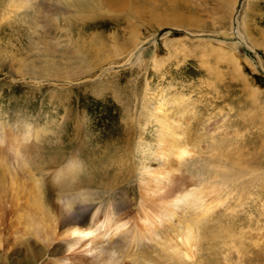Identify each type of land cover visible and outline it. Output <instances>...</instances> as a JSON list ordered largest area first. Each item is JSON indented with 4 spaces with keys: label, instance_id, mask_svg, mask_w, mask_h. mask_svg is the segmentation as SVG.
Returning a JSON list of instances; mask_svg holds the SVG:
<instances>
[{
    "label": "rangeland",
    "instance_id": "obj_1",
    "mask_svg": "<svg viewBox=\"0 0 264 264\" xmlns=\"http://www.w3.org/2000/svg\"><path fill=\"white\" fill-rule=\"evenodd\" d=\"M12 1L0 0V264H95L101 246L120 250L115 264L151 256L141 249L146 240L128 234L140 229V198L155 197L143 191L140 167L164 161L156 155L162 113L179 121L192 156L201 148L210 161L249 172L232 199L240 207L224 223L252 235L245 264H264V0ZM136 38L139 58L113 56ZM83 39L98 53L81 49ZM169 166L177 192L191 181ZM32 179L52 213L65 199L86 222L114 209L121 232L83 253L68 251L56 233L37 234L44 214L32 205ZM257 219L260 230L247 233Z\"/></svg>",
    "mask_w": 264,
    "mask_h": 264
},
{
    "label": "bare ground",
    "instance_id": "obj_2",
    "mask_svg": "<svg viewBox=\"0 0 264 264\" xmlns=\"http://www.w3.org/2000/svg\"><path fill=\"white\" fill-rule=\"evenodd\" d=\"M22 1L23 3H28L29 1L30 3V0ZM79 2L82 1L80 0ZM232 2L235 4L236 1L233 0ZM20 4L21 3H19V5ZM229 4L230 3L227 5L229 6ZM234 4H232V8L234 7ZM229 8L231 7L229 6ZM170 14L175 18L176 15H180V12L171 9ZM243 20L244 19H242V22ZM78 39L77 41H79ZM71 40L72 39H69V41ZM138 40L139 38H136L129 45L127 44V48H129L126 51L127 53L124 50L121 51V48L119 47L120 49H116L113 52V56L116 57L122 53L129 56L128 60H133L134 58V60H136V58L139 57L138 55L134 56V50L138 45ZM93 41L86 45L85 40H81L80 48L83 50L93 51L92 54H95L97 46H95ZM96 43L98 42L96 41ZM260 45L261 44L256 41L250 42V47L252 49H254V47L257 48V46ZM72 47H74V45ZM80 53L82 54V52ZM108 57L105 59H100L99 62L106 61ZM161 104L162 103H159V105ZM158 110L160 113L164 112L161 109ZM158 124L159 128L157 130V145L159 146L160 150L156 153V155L158 157H162L164 161H162L160 168L157 169H149L144 163H141L140 167V182L143 183L142 189L144 192L152 191V196L155 197L140 198L138 212L140 215L139 220L141 222V226L139 230H133L128 234V236H132L136 238V240H146V242H142L141 247L143 248L141 249L150 250L152 255L147 256L144 253H139L138 255L136 254L135 257L132 256L134 258L132 264H245V260L247 259V255L249 253L247 250L249 245L247 246V243L245 244V239L251 238L250 236L252 235L249 234L246 237L244 236V234H246L243 229L245 226H242V223H239V225L233 221L224 223V220H227V217L240 207L241 200L234 201L232 199L240 197L239 195L235 196L234 192L239 186H241V184H244L245 186V175L249 172L247 170L242 171V168L231 170V167L224 165L222 162H212L210 159H212L214 155L210 156V158H207L206 152L202 151L201 148L197 155L195 153L194 156H192L188 149L190 146L187 145V140L182 137L184 135V131L181 129L179 121L177 124L174 122L173 125L166 115L162 113V115L158 117ZM29 131L30 130H27L26 134H28ZM212 141L214 142V139H212ZM16 155L19 156L18 150H16ZM170 162H173L174 165H177L181 170L186 169V176L191 181L189 184H185V186H183V188L179 189L177 192L172 191V193V182H174L178 176L172 177L176 170L174 169L175 167L171 168L169 166ZM200 164H202L201 167L199 166ZM75 165L76 162H70L68 169L73 168ZM191 166L195 169V171L191 172L187 170L188 167ZM240 167L244 166L239 165V168ZM77 169L80 170V168ZM74 170L76 171V169H73L70 172L69 170H62L61 173L63 174L67 172V174H69ZM247 178L249 179V177ZM248 179L247 182L251 181V179ZM32 180L34 192L33 194L31 193L32 195H30V197L32 196V205L34 208L38 209L44 214V217L42 216V220L39 221L41 229L38 227V230H36L37 234L41 231L47 237L56 233L57 235L65 238L64 241L66 242L68 251L74 252L78 250L79 252L82 251L80 253H83L84 251H91L93 249L96 250L97 246L95 244L101 245L104 240L100 239H103L105 235H107L106 237L109 236V241L110 238H113L116 234H118V232H121L124 224L118 223V221L113 217V215L117 213L114 209H108L109 212L101 219H98V217H100L99 213L94 212L86 222L83 219L80 220L79 218L71 215L73 207L71 203L65 199L63 203L65 207L57 214L52 213L43 203L42 192L39 188L37 179ZM244 186L241 187V191L244 189ZM259 205L261 206L259 207L263 209L262 207L264 206V202H261ZM220 217L223 219H220ZM262 220L264 221V218ZM247 221L248 222L246 223H249V220ZM254 221L256 222L248 224L249 228L254 226V230H249L247 228V233L252 231L254 232L255 229L259 228L258 226L261 220L257 219ZM218 225L223 226L221 228L218 227L220 230H217L218 232L216 235L214 228ZM257 234L260 235L259 232H257ZM246 242H248V240ZM217 248L218 254L216 253ZM115 252H120V250H118L115 246H111L107 250H103V247L101 246L98 251V258L94 263H117L119 255L117 253V257H115ZM210 254L219 255L220 263H216V261L210 258ZM52 264H58V262L52 261Z\"/></svg>",
    "mask_w": 264,
    "mask_h": 264
}]
</instances>
